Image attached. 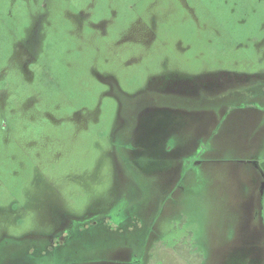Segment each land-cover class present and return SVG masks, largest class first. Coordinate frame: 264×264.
I'll return each instance as SVG.
<instances>
[{
  "label": "rangeland",
  "instance_id": "rangeland-1",
  "mask_svg": "<svg viewBox=\"0 0 264 264\" xmlns=\"http://www.w3.org/2000/svg\"><path fill=\"white\" fill-rule=\"evenodd\" d=\"M259 173L264 0H0V264H264Z\"/></svg>",
  "mask_w": 264,
  "mask_h": 264
},
{
  "label": "flooded vegetation",
  "instance_id": "flooded-vegetation-1",
  "mask_svg": "<svg viewBox=\"0 0 264 264\" xmlns=\"http://www.w3.org/2000/svg\"><path fill=\"white\" fill-rule=\"evenodd\" d=\"M37 29V28H36ZM37 39V38H35ZM226 75H220L219 77H216V75H214V73H206L203 75H199L197 77V79L193 80V81H187V80H177V79H173V81L170 82V84L168 86L165 87H155V90H158V92L160 93V97H172V98H176L179 97L180 99H184L189 101V106H193L192 108L189 109H182V108H177L182 110L183 112H185L187 115H197V114H208L209 115V124H210V128L208 130V132L211 130V126L214 127H218L221 125L222 121L225 119V117H223V114L221 115V111H223V109L225 108V104H221L218 107L213 106L214 103L211 107L209 108H205V107H201L200 106V102L206 99V95H211L213 100H225L226 97H230L233 94V98H236L238 96L242 95L243 91H247L249 90L247 89H240V87H235V85L237 84V82H227L225 79ZM223 78V79H222ZM114 87L115 83H113ZM235 88L234 93L231 92H226L227 89L226 88ZM249 88H254L249 87ZM250 93V92H247ZM252 99L254 100L252 109L257 110L256 108L258 105L260 104L259 98L257 97V100L253 98L252 96V92L250 93ZM175 96V97H174ZM257 101V102H255ZM151 104L155 105L154 109H159L160 107L153 101L151 102ZM196 106V107H195ZM147 107L144 106L143 109H146ZM219 110V111H217ZM123 111V110H122ZM246 124H251L255 129L262 128L263 127V122H261L260 120H258L256 117H251L249 119H247ZM208 132L206 134H208ZM253 159H251V161H256L254 155L252 156ZM259 172V171H258ZM259 184L257 186L260 195L262 196L264 194V173H259Z\"/></svg>",
  "mask_w": 264,
  "mask_h": 264
}]
</instances>
